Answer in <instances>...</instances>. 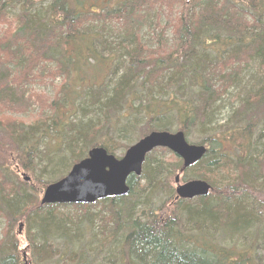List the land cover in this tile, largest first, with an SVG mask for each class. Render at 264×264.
<instances>
[{
  "label": "trees",
  "instance_id": "1",
  "mask_svg": "<svg viewBox=\"0 0 264 264\" xmlns=\"http://www.w3.org/2000/svg\"><path fill=\"white\" fill-rule=\"evenodd\" d=\"M49 1L0 0V26L13 27L0 38V115L36 99L25 88L33 71L62 78L40 118L0 121V264H23L12 233L20 217L31 264H264V0H156L167 21L157 30L175 26L169 41L155 30L151 46L135 27L149 0L88 12L85 0ZM102 21L123 38L110 40ZM143 44L155 47L145 56ZM223 115L229 128L212 129ZM193 130L211 135L197 142L208 151L179 177L207 182V197L176 200L182 163L162 149L129 178L127 196L91 206L41 205L19 175L46 187L91 148L115 156L149 133ZM50 136L56 149L43 143Z\"/></svg>",
  "mask_w": 264,
  "mask_h": 264
},
{
  "label": "water",
  "instance_id": "2",
  "mask_svg": "<svg viewBox=\"0 0 264 264\" xmlns=\"http://www.w3.org/2000/svg\"><path fill=\"white\" fill-rule=\"evenodd\" d=\"M156 148L167 149L179 157L183 161V169L199 162L206 153L203 146L188 145L181 132L151 133L130 147L120 160L103 149L94 148L85 160L71 168L65 178L45 188L41 205H90L105 198L126 196L129 193L128 178L141 174L146 155ZM178 181L176 177L175 183ZM209 191L210 186L206 182L191 181L177 186L175 192L177 198L193 199L206 197Z\"/></svg>",
  "mask_w": 264,
  "mask_h": 264
},
{
  "label": "rangeland",
  "instance_id": "3",
  "mask_svg": "<svg viewBox=\"0 0 264 264\" xmlns=\"http://www.w3.org/2000/svg\"><path fill=\"white\" fill-rule=\"evenodd\" d=\"M13 1H16V0H13ZM85 1H86L85 2L86 4L83 5V7H85V9H87V11L85 9H83V11H85V12H88L90 9H94V7L102 8V7H107L108 5H113V6L116 5V2L114 0H85ZM36 2L37 3L39 2L38 4H41L42 7H45L47 5V3H49L50 1L49 0H36ZM71 2H70V7H72L76 4L75 0H73ZM158 5L159 4H157L156 0H149L147 2V4L144 6L145 9H143L140 13H138L139 16L137 19V24L135 26V27L138 26L137 29L139 30L138 31L139 36L142 37L143 41L147 45H150V46L153 43V38L155 37V30H157V28H158L157 27L158 23L162 27H163V25H165L167 23V21L165 20L166 16L164 17L163 14L161 15V13H159L158 11L155 12V10H152V9L157 8ZM176 8H179V7H176ZM13 9H15V7ZM145 16L147 18L143 19ZM154 17H156V19H154ZM154 24H155V26H154ZM174 24H175V21H174ZM174 24H171L169 28L165 29V31L164 30L162 31V28H160L156 31V33L161 34L165 41H169V38L172 36V34L174 35V32H173V27L175 26ZM12 29H13V27L11 24L8 25L7 27H6V25H1L0 26V38L6 39V37H8L7 34L11 33ZM108 31L111 33L110 34L111 36H115L113 39H110V40H112L116 43L120 39L123 38V35L125 34V32L127 30H123V28H121V30H119V28L116 27L115 24H112L110 22L107 32ZM147 45H144V44L141 45L142 51L145 52V56H146V52L148 49L155 47V46L150 47ZM249 65H250V63H249ZM47 67H49V65H47ZM248 68H249V66H248ZM43 74H45V73H43ZM38 76H39L38 72L33 71L31 73L30 85L25 86V88H27L28 92H32V93L37 94V95H35L36 99L27 100L29 107L27 108V110L25 112H22L20 110H18V111L6 110V112L4 114H1L0 118H2V119L0 121H2L5 125L17 123V122H23L26 124L32 123L33 121H35L36 119H38L42 116L41 112L44 109L43 104L48 105V102L50 103L51 101L56 99V95H54V94H55L57 88L58 87L60 88V86L62 84V78L57 77V78L52 80L50 78L49 79L37 78ZM245 77H246V75L245 76L242 75L240 77V78H242V80H240V82L245 80ZM230 92H231V90L228 91L229 94H230ZM223 101H225L223 104H229V105L231 104L230 102H232V100L230 98H228V99L225 98V99H223ZM236 105H237V103L233 104V107H235ZM220 108H221V106H220ZM72 109H73V107H72ZM45 112H46V115H48V113H51L48 110H46ZM68 112H69V110H68ZM257 112L264 113V107H259L257 109ZM75 114H76V116L79 115L78 113H75ZM215 120L217 122L214 125V127H212V129H214V128L216 129L217 126H222L223 128H221L219 131L223 132V130L225 131L226 129L229 128L228 127L229 120L226 117V115H223V116H221ZM259 128H260V126L258 127V129ZM257 130H255L254 134L252 135L254 141L257 139V136H258ZM210 136L211 135H209V133H207V132H205L203 134V133H198L197 131L193 130V132H189V134H188V136H186V138H187V141H189L190 143L197 144V142H200L202 140H206V138L210 137ZM224 136H227L226 132L221 134L220 137L223 138ZM235 137L238 138V136H235ZM44 142H48L47 145H50L53 149H56V147H57V142L55 140H53L51 136H50V138L46 139L45 141L43 140V143ZM226 145H227V150H230L231 145L229 143H226ZM65 154L66 153L63 152L62 156ZM115 156L119 158L122 156V154H121V152H116ZM166 156L168 158V162L170 164H172V158L168 154ZM49 170L51 171L52 167H49ZM199 170L200 169L196 170V172H198ZM19 175H20L21 179H22V175L25 178H27V181L26 182L24 181V182L31 184L32 189L38 191L37 199H38V202L40 203L45 187H43L35 179H33L31 174L20 172ZM171 179H173V178H171ZM22 181H23V179H22ZM68 211L70 212L68 214L73 213V211L70 209H68ZM91 212H92V214L97 213L98 209H92ZM19 219H20V222L14 225L12 233L14 235H16L17 238L19 239V243H20V248H19L20 253L19 254L22 257V263L23 264H31L30 261H32L33 257H32L30 250H28V248H27V244L24 243V240H25L24 238H25L26 233H27V230H26L25 225H24L25 221L23 222L24 218H22V217H20ZM3 221L4 220L0 219V239H2L1 229L3 228V226L5 228V222L3 223ZM19 224H22V226H19ZM2 231H3V229H2ZM35 257L38 258L40 256L35 255ZM66 264H69V263H66Z\"/></svg>",
  "mask_w": 264,
  "mask_h": 264
},
{
  "label": "bare ground",
  "instance_id": "4",
  "mask_svg": "<svg viewBox=\"0 0 264 264\" xmlns=\"http://www.w3.org/2000/svg\"><path fill=\"white\" fill-rule=\"evenodd\" d=\"M35 3H37V2H35ZM38 4V3H37ZM36 4V5H37ZM11 10L13 11V12H18V10L17 9H13V8H11ZM141 22V21H140ZM102 26H104V27H107L108 28V26H109V22L108 21H102V24H101ZM5 42H3V41H0V45H3ZM177 157V156H176ZM178 158V157H177ZM59 169H57L56 171H58Z\"/></svg>",
  "mask_w": 264,
  "mask_h": 264
}]
</instances>
